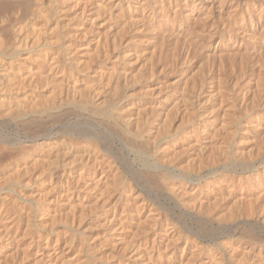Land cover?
Wrapping results in <instances>:
<instances>
[{
    "label": "bare ground",
    "instance_id": "obj_1",
    "mask_svg": "<svg viewBox=\"0 0 264 264\" xmlns=\"http://www.w3.org/2000/svg\"><path fill=\"white\" fill-rule=\"evenodd\" d=\"M225 1L223 0V2ZM220 2L224 4L222 0ZM248 4L253 7L250 3ZM196 5V0H0V130L2 131L5 126L13 122H16L18 125L21 123L23 128L25 127L24 130H26L20 133L21 138L18 141L22 148L20 157H16V159H12V161L10 159L9 162H4L5 164L3 165L2 163V166H0V264H253L251 255H245L249 252V249H246L248 252L244 254L246 258L242 262L236 263V255L239 252V248L235 245L237 242L235 244H231L229 241L227 244H225V242L223 243V241L217 242L214 246L212 245L213 249L208 250L207 248L209 246L207 247L201 243L193 234L195 230L193 231V228L190 229V227L183 225V222H187L186 218H190L193 221L205 223L206 225L215 226L217 223L220 229L228 230L231 228L232 224L238 221L241 222V219H244L240 213L241 211L239 212L234 208L239 198L236 199L237 203H235L234 206L233 202L230 203V205L232 204L233 206L231 207L236 211L230 209L231 211L227 213L222 207H219L222 200L226 201V199L234 197L236 194L238 195V192H241V195H246L247 192L244 194L245 191L242 192L239 190L241 187L239 188L238 176L240 175L233 169L235 163L230 164L226 161L224 167L220 165L223 159L219 161L217 150L221 152L222 146L219 147V144L215 145L216 141L214 143L211 139L209 140V138L208 141L204 136L207 134H210L211 137L216 136L219 130L218 127L216 128L217 130H215L214 125L222 121L223 125L225 124L224 119L229 118L228 116L230 115L228 111L230 103L226 106L223 104V101L213 100L215 103L212 104L214 105L210 104L211 106H208L209 110L206 109L208 113L203 111L197 112L195 110L196 112L190 114L188 110L193 106L189 105L191 96L190 94L189 96L186 94L188 89H186L187 92L181 90L179 93L175 92L176 95L172 94V97L169 95L158 98V95L166 90L162 91V88L159 89L158 92H155L154 88L152 89L153 86L150 87L153 77H155L154 73L156 72V67L166 60H162V58L164 59L165 57H162V52L158 53L154 51L156 54H153V57H151L146 56V54L149 55L151 52L147 50L149 53H146L144 56L145 58L151 57L149 58L151 62L154 60L152 73L150 72V74H148L150 71L149 67L152 66L147 65V67L149 66L148 72L144 70L141 71L139 68L142 66H139V68L135 66V70H139H137V72L135 71L136 74L133 72V74H131L130 70L134 67L133 59L128 57L129 51L125 52L127 54H124L121 50L122 44L128 42L129 38L132 40V37L128 36V41L123 43L125 34L132 28L134 29L137 23L142 22L144 25L146 22L147 24L150 22L151 25V22L154 20H162L163 29H165L164 27L168 29L169 24L172 25L173 23L172 26L174 27L175 22H179L183 15L197 13L201 7L197 8L198 6L196 7ZM211 5L213 6V3H211ZM236 5H238V3ZM211 7H208V9ZM257 7L259 6H256V8ZM183 8H189V13H186V10L182 11ZM233 8L235 9V6H233L232 9ZM259 8L261 9L262 7ZM228 9L231 10L230 8ZM219 10H222V8ZM239 10L243 11L240 8ZM235 11L236 10H234V12ZM212 12H210L209 15H211ZM228 12L229 11H227V13ZM231 12L230 14L234 13ZM205 13L207 14V12ZM222 13H220V15ZM246 13L244 14L246 15ZM248 13L250 14L249 11ZM206 14L203 13L204 17L209 16ZM201 15L202 14L199 16ZM260 16L261 15H259V17ZM229 17H225V19H229ZM244 18H246V16ZM201 19L203 24L204 18ZM194 20L197 22L199 19L197 20L194 18ZM16 21H18V24L15 26L14 22L16 23ZM195 21H193V23ZM237 21L235 22L237 23ZM206 22H204L203 28L199 27L202 31L205 25L208 24ZM242 22L240 25H242ZM212 23H214V20ZM232 23H227L225 20V23L221 24V27L226 29L224 31H229V36L228 34L227 36L230 40L235 37L233 36L232 29L234 28H232ZM209 24L211 25V22ZM219 24L220 23L216 25ZM152 25L151 29L155 27L154 29L157 32L158 29H156V26L152 27ZM194 25L191 27V34L194 31H192ZM144 26H146V24ZM179 27L181 26L179 25ZM135 28L137 29L138 27ZM217 28L218 27L215 28L213 25V27H210V30L206 29L207 32H204L205 34L209 33L212 38L216 34L220 36V31ZM147 29L144 27V30ZM151 29L149 30L151 31ZM138 30L142 31L143 29ZM144 30L142 31L143 33ZM234 30V32L243 33V36L248 33V30L243 29L242 26ZM160 31L159 33L162 34L164 30ZM187 31H189V29ZM170 32L172 33V31ZM180 32L181 31H178L176 35L178 36ZM189 32H187V34H189ZM200 32L201 31H199V33ZM135 33H138V31ZM130 34H132V31ZM205 34L203 33V35ZM154 35L155 33L153 36ZM181 35L180 33V36ZM249 35L252 34L250 33ZM153 36L150 37L152 38ZM157 36V39H159L160 34ZM180 36L179 38H182L183 35ZM184 36L186 35L184 34ZM227 36L225 35L223 38L225 37L224 39H227ZM241 36L242 34L240 35L242 39ZM165 37L167 38L168 36ZM209 37L207 36L208 39L211 38ZM138 38L139 37H137V41ZM160 38L164 40V36H160ZM147 40L150 43L148 37ZM151 40L155 41L156 39ZM163 40L159 42L160 45ZM175 40L178 42L177 44H179L181 40L182 43L185 41L184 39L177 41V38ZM191 40L193 43V39H190L188 42ZM205 40L203 41L206 43L207 40ZM144 41L145 40H143V42ZM245 41L248 42L247 40ZM157 42L154 43L157 44ZM164 42L165 40L163 43ZM239 42L240 44L242 43L241 41ZM144 43L147 44V42ZM151 43L153 44V42ZM186 44L189 45V43ZM130 45L128 44V47ZM139 45L140 44L137 46L141 47ZM164 45L166 46V44ZM193 45L195 44L193 43ZM218 45L220 46V44ZM245 45H247V43ZM158 46L159 45H157V47ZM245 48L247 47L245 46ZM254 48H257V50ZM254 48L251 49L256 50L255 53L257 52L256 55H258V47L256 46ZM188 49L187 47V50ZM191 49L190 47V51ZM143 50H145V48ZM247 50H249V48ZM230 51L234 52L232 49ZM239 51L236 50V52ZM249 51L253 52L251 50ZM165 52H168V50ZM227 52H225L224 56L229 54ZM157 53L158 56H155ZM211 53L212 55L214 54L213 52ZM216 53L219 54V52ZM142 54L143 52L141 55ZM244 54L247 55V53ZM221 55L222 53L220 56ZM250 55L251 53L247 56ZM254 55L252 54L253 57ZM184 56H186V54H184ZM156 57L157 62L156 59H154ZM207 57L210 58V56ZM230 58H233L232 53ZM137 59L135 60L138 61ZM149 59H147L146 62H148ZM225 59L227 60V57H225ZM182 61L185 62L184 60ZM228 61L231 60L228 58ZM219 62H221V60ZM243 62L244 60L241 63ZM241 63L239 61L238 64ZM182 65L184 67V63ZM225 65H229V63H225ZM220 66L219 68L223 69L222 67L224 66ZM144 67L142 69H145ZM163 67H165V65ZM163 67H159L162 68L159 70H163L164 73L168 71L163 69ZM176 67H178V65ZM207 67L209 68V66ZM200 69H202V66ZM197 71H199V69ZM227 71L229 72V70ZM232 71L230 69V72ZM200 72L203 75V71ZM196 74H198V72ZM223 75L224 74H222L221 77ZM198 77H200L198 80L199 84L197 81L199 86L203 82L200 84V79H202V77ZM240 79L242 78L240 77ZM235 80L237 81V79ZM179 81L180 85L183 84L181 83L182 79H179ZM219 81L221 82V80ZM158 84H160V82ZM185 84L186 83L183 85L185 86ZM221 84L222 83H220V85ZM168 86L170 85L168 84ZM173 87L174 85L171 86V88ZM201 87L200 89H202ZM212 87L210 88L212 89ZM220 88L224 89V87ZM200 89L198 87L197 90L200 91ZM173 90H175V87ZM190 90H192V87ZM172 93L174 92L172 91ZM210 93L211 92H209V95L212 96ZM185 97L188 98L186 99ZM205 97L208 98V96ZM125 99L129 101L124 105H120ZM207 101L209 102V100ZM190 104L192 103L190 102ZM200 105H202V103L198 106ZM65 106H69V108L72 107L76 110V114L80 109L94 113V116L81 115L75 117L78 122L86 121L88 124H91L88 126V129L85 128L83 130L85 131L84 136L79 137L70 135L69 137L67 135L69 138L61 141L60 139L62 136L58 134L60 132L58 131L57 133L46 124V120H50V118L53 120V118L56 117L55 115H63L65 110L62 112V109ZM181 107L184 109L183 111ZM194 109H191V111H194ZM198 109L199 108H197V110ZM68 111L72 113L70 109ZM68 111L65 112L66 114L64 113L65 116ZM60 112L62 113L60 114ZM69 113L68 117H70ZM178 113H180L181 116L180 123L177 122L179 126L177 129H174V125L177 121L176 115H179ZM72 114L71 117L73 116ZM95 114L104 119L102 118V120L99 121V118L97 119ZM232 115H234V113ZM235 115H237V119H239L240 116L242 117V115L238 116L239 114L236 113ZM59 116L57 118H60ZM185 118L187 119L186 121L184 120ZM188 121L193 122V128L185 130L183 127ZM230 121H228V124L226 123L227 127L225 126L229 131L235 124L231 123L230 125ZM251 125H249L250 128L248 129H252ZM253 126H256V124L252 125V127ZM241 128L242 127H240V129ZM255 128H257V126ZM224 131L225 129L223 130L222 136ZM235 133L234 131V135ZM255 133L253 135H255ZM219 135L221 136L220 133ZM250 135L253 136L252 134ZM242 136H244V134ZM110 139L114 140V143L111 142ZM210 141H212L211 143H213V146L215 145L217 149L213 147L212 151V148H209L210 146L212 147ZM255 141H257V138ZM2 142L3 141L0 139V151L5 148ZM117 142H120L119 146L116 145ZM258 142H256V145ZM227 144H225V146H227ZM251 144L255 145L253 143ZM208 148L212 151L211 155L208 154V158L209 156H213L214 161L204 163L205 160L201 161L200 158ZM245 152L247 151L245 150ZM221 153L223 156L224 152L222 151ZM131 155H134V157H131ZM225 155L223 156L224 158ZM227 156L228 155H226V157ZM237 156L232 157L238 158L241 156L242 159V155ZM191 157H194V159L197 158L198 161L200 160L199 165L197 163V168H193L192 171L189 169L188 164H184L186 160ZM139 159L144 160L145 164L142 162L143 165H138L137 161ZM148 161H150L151 165ZM193 173H196V180H190L188 178L189 175H193ZM221 174L225 175L220 176ZM263 176L264 171L262 177ZM241 180L242 179H240V181ZM255 182L254 184H257V181ZM246 184H248V182ZM249 189L250 188H248V190ZM203 192L207 196L203 197ZM257 194L261 195V193ZM257 194L255 196H257ZM210 195L212 198L209 197ZM254 197L251 196L250 198ZM247 198L248 197H246V199ZM159 199H164L166 203H158ZM242 200L244 201V199ZM254 200L255 199L252 201ZM250 201L251 199H249L248 203ZM211 202L215 204L214 207L211 205ZM251 202L249 204H251ZM244 206L245 205L242 207ZM218 207L220 209H218ZM227 207H229V205ZM236 207H238V205H236ZM252 207L251 210H253ZM247 208H245L244 211H250L249 207ZM177 209L180 210V213L176 212ZM254 211L257 212L256 210H253V212ZM259 211H261V209ZM253 212L250 211V213ZM244 215H246L245 212ZM261 218V220H264L263 211ZM249 233L252 234L253 232ZM245 234L247 233L245 232ZM240 250L242 251V248ZM260 251H257L259 252V256L262 254ZM243 253L241 252L242 255ZM256 256L257 254L255 253V258ZM237 261L239 260L237 259Z\"/></svg>",
    "mask_w": 264,
    "mask_h": 264
},
{
    "label": "rangeland",
    "instance_id": "obj_2",
    "mask_svg": "<svg viewBox=\"0 0 264 264\" xmlns=\"http://www.w3.org/2000/svg\"><path fill=\"white\" fill-rule=\"evenodd\" d=\"M199 1H201V2H199ZM196 0V2H197V5H196V7L197 8H200L198 11H197V13H195V14H188L189 15V17H188V15H183V17L181 18V20H179V22H180V24H179V22L177 21V22H175V26L173 27L172 25H173V23H172V25L171 24H169L167 27H168V29L166 28V27H164L165 29H163V25H162V20H159V21H153V22H151V25H152V27L153 26H156V29H158L157 30V32H156V30L154 29L155 27H153V29H151V25H150V22H148V24L150 25V27H149V25L147 24V22L145 23L146 24V26H147V28H146V26H144L143 25V23L141 22H139V23H137V25L135 26V27H138L137 29L134 27V29L132 28L130 31H128L126 34H125V37H124V40H123V43L124 42H126V41H128V42H126V43H124V44H122L123 46H122V52H124V54H127V53H125V52H127V51H129L128 52V57H131L132 59V61H133V68H132V70H130V73L131 74H136V72H137V70H139V69H141V71H146V72H148L147 70H149V68H150V71L148 72V74H150V72L152 71L153 72V68H154V60H152V62H151V59H149V58H151V57H153L152 55L153 54H156V52H162V57H167V58H165L164 57V59L162 58V60H165V61H163V62H161L157 67H156V72L154 73V76L155 77H153V80H152V85L150 86V87H152V89L154 88V91L156 92H158V90L159 89H162V91L164 90H166L165 92H161L158 96V98H163V97H165V96H169V95H171V97H172V94H175L176 95V93H179V91L181 90V91H186V89H188L187 91L189 92H187L186 94L189 96V94H190V96H191V101H189V105L190 106H193V107H190V109L188 110V112H190V114L192 113V112H205V113H208V111L207 110H209V107L211 106V105H214V104H212V103H215L214 101H223L224 103V105H226V106H228V104H229V106L230 105H233V106H228V111H229V113H230V115L228 116L229 118H226V119H224V121H225V124L223 125V121L222 122H218L217 124H215L214 126V128H215V130H217L216 128L218 127V130L219 131H217L218 133H216V136H214V137H211L210 136V134L208 135H204L206 138H207V140H208V138H209V140L211 139L214 143H215V141H216V143H215V145H218L219 147H221L222 148V150H221V148H220V150H221V152L223 151L224 153V155H225V153H226V155H228L227 157H226V155H225V158L222 156V153L220 152V151H218L217 150V153H218V157H219V161H221V159H223L221 162V164L220 165H222V167H224L225 166V164H226V161L227 162H229L230 164H233V163H235L234 164V167H233V169L237 172V174H239L241 177H243V178H241L240 176H238V184H239V190L240 191H242V192H244V194L247 192V194L246 195H241L240 193L241 192H238V195L236 194V196H234V197H231V198H229V199H226V201L227 200H229V201H225V200H222V203H220L219 204V207H222L223 208V210L225 211V212H230L231 210L232 211H236L235 209H237V211H241L240 213L242 214V218H244V219H241V222L240 221H238V222H236V223H234V224H232L231 225V228L230 229H228V230H222V229H220L219 227H218V224L216 223V225L215 226H212V225H206L205 223H201V222H196V221H193V220H191L190 218H186V221L187 222H183V225L184 226H186V227H190V229L191 228H193V234L199 239V241H201V243H203L204 245H206L207 247V249L208 250H211V249H213L212 247L215 245V243H217V242H222L223 241V243L225 242V244H227V242L229 241L231 244H235L236 242V244L235 245H237V247L239 248L238 250H239V252L237 253V255H236V263H240V262H242L245 258H246V256L245 255H251V258H252V262H253V264H264V220H261L262 218H261V215H262V211L264 212V206H263V204H264V193H262V192H264V176L262 177V174H263V171H264V118H263V116H264V47H262V46H264V0H237V1H239V2H237L236 0H224L225 2H223V0H222V2L225 4H222L220 1L221 0ZM213 1V2H212ZM244 2V3H242V2ZM213 3V6L211 5V3ZM220 2V3H219ZM227 2V3H226ZM247 2V3H246ZM260 2V3H259ZM263 2V3H262ZM219 3V4H218ZM232 4V5H230V4ZM238 3V5H236V4ZM248 3H250L253 7H251V6H249V4ZM261 3H262V6H261ZM203 4V5H202ZM206 6H205V5ZM221 4H222V6H221ZM227 4V5H226ZM244 4H246V5H244ZM219 5H220V7H219ZM259 6V7H262L261 9L259 8V7H257L256 8V6ZM212 6V7H211ZM233 6H235V9L233 8L232 9V7ZM244 6H246V7H244ZM208 7H211V8H209L208 9ZM224 7V8H223ZM230 8L231 10H229L228 8ZM206 8V9H205ZM217 8V9H216ZM222 8V10H219V9H221ZM226 8V9H225ZM239 8L240 9H242L243 11H241V10H239ZM253 8V9H252ZM256 8V9H255ZM184 9V10H183ZM182 9V11H185L186 13L188 12L189 13V11H190V9L189 8H183ZM208 9V10H207ZM215 9V10H214ZM246 9V10H245ZM248 9V10H247ZM249 9H251V10H249ZM254 9H255V11H254ZM258 9H259V11H258ZM188 10V11H187ZM201 10V11H200ZM229 11L228 13H229V15H228V13H227V11ZM234 10H236L235 12H234ZM253 10V11H252ZM203 11H205V12H207V14L209 15V13L210 12H212L211 13V15H209L207 18L206 17H204V15H203V13L204 14H206L205 12H203ZM232 11V12H231ZM248 13V11L250 12V14L248 13H246V12ZM252 11V12H251ZM257 11H258V16H257ZM263 11V12H262ZM223 12V13H222ZM230 12L231 13H233V14H230ZM242 13V15H241V13ZM260 12H262L261 14H259ZM220 13H222L221 15H220ZM227 13V14H226ZM238 13V14H237ZM240 13V14H239ZM244 13H246V15L244 14ZM200 14H202L201 16H199ZM206 14V15H207ZM235 14H237V15H235ZM223 15V16H222ZM231 15V16H230ZM247 15H248V17H247ZM253 15V16H252ZM259 15H261L260 17H259ZM196 16V17H195ZM201 17V18H204V22H206V23H208V24H206L205 25V27H204V29H203V31L200 29L203 25H204V22H203V24H202V19L201 18H199V17ZM210 16H211V19H210ZM230 16V17H229ZM241 16V17H240ZM246 16V18H244ZM160 17V16H159ZM163 17V16H162ZM185 17V18H184ZM195 19H201L200 20V23H199V20L196 22L195 20H194V18ZM198 17V18H197ZM225 17H229V19H231V20H229L228 18H226L225 19ZM254 18V20H253V18ZM234 18H236V19H234ZM237 18H238V21H237ZM252 18V19H251ZM164 19V18H163ZM185 19V20H184ZM187 19V20H186ZM207 19H209V20H207ZM234 21H233V20ZM244 19V20H243ZM246 19H248V20H246ZM258 19H260V20H258ZM262 19V20H261ZM184 20V21H183ZM192 20V21H191ZM211 20V21H210ZM213 20H214V23H212L213 22ZM223 20V21H222ZM225 20H226V22L228 23H232V22H234V23H232V28H238L239 26L241 27L242 26V28L243 29H247L248 30V33L250 34H252V35H249L248 33L247 34H245V36H243L244 34L243 33H240V32H234L235 30L234 29H232V31H233V36H235L234 38H232L231 40H230V38L228 37L229 36V31L227 32V31H224V30H226V29H224V28H222L221 27V24H224L225 23ZM228 20V21H227ZM246 20V21H245ZM253 22H252V21ZM257 20V21H256ZM188 21V22H187ZM191 21V22H190ZM193 21H195L196 23H198V24H196L195 22L193 23ZM208 21H210L211 22V25L209 24L210 22H208ZM216 21V22H215ZM220 21V22H219ZM222 21V22H221ZM230 21H232V22H230ZM235 21H237V23L235 22ZM242 21H244V22H242ZM18 21H16V23L14 22V24H15V26L18 24L17 23ZM159 22V23H158ZM240 22V23H239ZM241 22H242V25H240L241 24ZM259 22H260V24H262V25H260L259 24ZM158 23V24H157ZM170 23H171V21H170ZM183 23V24H182ZM185 23V24H184ZM186 23H187V25H186ZM218 23H220L219 25H216V24H218ZM141 24H142V26H141ZM156 24V25H155ZM159 24H160V26H159ZM195 24V25H194ZM214 25V27L216 28V27H218L217 29H219V35L220 36H218L217 34L212 38L210 35H209V33H207V34H205V32H207V30H210V27L212 26L213 27V25ZM246 24V25H245ZM140 27H139V26ZM158 25V26H157ZM179 25L181 26V27H179ZM189 25H191V26H189ZM194 25V29L192 28V31H193V33L191 34V27ZM198 25V26H197ZM207 25H209V26H207ZM235 25V26H234ZM252 25H253V28H252ZM255 25V26H254ZM162 26V27H161ZM172 26V27H171ZM189 26V31H187L186 30V28ZM250 26V27H249ZM262 26V27H261ZM144 27H145V29H147V30H149V29H151V31L149 32V31H147V30H144ZM200 27V28H199ZM209 27V28H208ZM171 28V29H170ZM174 28V29H173ZM179 28V29H178ZM198 28V29H197ZM203 28V27H202ZM223 30H222V29ZM250 28V29H249ZM138 29H140V30H144V33L147 31V32H149V33H147L146 32V34L144 35V33L142 32V31H139ZM167 29V30H166ZM200 29V30H199ZM207 29V30H206ZM254 29V30H253ZM258 29V30H257ZM133 30H135V31H133ZM138 31V33H135V32H137ZM162 31V30H164L163 32H164V34H163V32H162V34L161 33H159V31ZM172 31V33L170 32V31ZM176 30V31H175ZM182 30H183V32H182ZM186 30V31H185ZM195 30H196V32H195ZM132 31V34H130V32ZM160 31V32H161ZM170 32V34H172V35H170L169 34V32ZM176 33H175V32ZM178 31H181L180 33L184 36V34L187 36H182V38H179V36H180V33H179V35L177 36L176 34L178 33ZM199 31H201L200 33H199ZM205 31V32H204ZM221 31H222V33L224 34H222L221 33ZM224 31V32H223ZM257 31V32H256ZM140 32H142V33H140ZM166 32H167V34H166ZM187 32H189V34H187ZM256 32V33H255ZM263 32V33H262ZM128 33H129V35H128ZM155 33V35L153 36V34ZM173 33H175V34H173ZM199 33V34H198ZM203 33L205 34V35H207L210 39H208L207 38V36H205V35H203ZM238 35H237V34ZM239 33H240V35L242 34V39L240 38V35H239ZM137 34V35H136ZM148 34V35H147ZM151 34V35H150ZM158 34H160V36H164V40H165V42L163 43V38H160V36H159V39H157L158 38V36L157 35ZM169 34V35H168ZM190 34H191V36H190ZM198 34V35H197ZM227 34H228V36H227ZM132 35H134V36H132ZM139 35V36H138ZM142 35V36H141ZM153 36L152 38L150 37V36ZM174 35H175V37H174ZM197 35V36H196ZM201 35V36H200ZM205 37H203V36ZM227 36L226 38L227 39H229V40H227V39H224L223 38V36ZM237 35V36H236ZM132 37V40H131V38H129V37ZM143 37V38H141V37ZM148 37V39H149V41H150V43L148 42V40H147V37ZM157 36V37H156ZM165 36H168L167 38L165 37ZM180 36V37H181ZM250 36V37H249ZM260 36V37H259ZM127 37L129 38L128 40H127ZM137 37H139L138 38V41H137ZM155 37V38H154ZM170 37V38H169ZM188 37H189V39H188ZM194 37V38H193ZM196 37V38H195ZM202 37V38H201ZM217 37H218V39H217ZM244 37V38H243ZM259 37V38H258ZM153 39V40H155V41H152L151 39ZM166 38V39H165ZM177 38V41H179V40H181V39H184L183 41L185 42H181V41H179L180 43L179 44H177L178 42H176V39ZM187 39V42H186V39ZM248 38V39H247ZM251 38V39H250ZM258 38V39H257ZM263 38V39H262ZM170 39H171V41H170ZM190 39H193V43L195 44V45H193V43H192V40L190 41V42H188ZM194 39H195V41H194ZM199 41H198V40ZM207 41H206V40ZM223 41H222V40ZM238 39V40H237ZM240 39V40H239ZM250 39V40H249ZM254 39V40H253ZM139 40H142V41H139ZM143 40H145L144 42H147V44L146 43H144L143 42ZM161 40H163L162 42H161V45H160V41ZM168 42H167V41ZM174 40V41H173ZM203 40H205L206 41V43L203 41ZM232 40H235V41H232ZM245 40H247L248 42H246ZM132 41V42H131ZM158 41V42H157ZM196 41H198V42H196ZM226 41H227V43H228V45H227V43H226ZM230 41H231V44H230ZM239 41H241L242 43H243V45H242V43L240 44V42ZM245 41V42H244ZM130 42V43H129ZM140 42V43H139ZM142 42V43H141ZM151 42H153V44L151 43ZM157 42V44H155V43ZM225 44H223V43ZM233 42V43H232ZM250 42V43H249ZM252 42V43H251ZM132 47H128V44ZM144 43V44H143ZM169 43V44H168ZM171 43V44H170ZM173 43V44H172ZM186 43H189V45H187ZM239 43V44H238ZM247 43V45H248V43H249V45L247 46V45H245ZM255 45H254V44ZM263 43V44H262ZM138 44H140L139 46H141V47H138L137 45ZM150 44H152V45H150ZM164 44H166V46L164 45ZM168 44V45H167ZM211 44H212V46H211ZM217 44V45H216ZM218 44H220V46L218 45ZM222 44H223V46H222ZM230 44V45H229ZM237 44V45H236ZM257 44V45H256ZM155 45V46H154ZM157 45H159L158 47H157ZM163 45V46H162ZM179 45H181V46H179ZM199 45V46H198ZM235 45H236V47H235ZM259 45V46H258ZM136 46V47H135ZM143 46V47H142ZM146 46V47H145ZM150 46V47H149ZM162 46V47H161ZM165 46V47H164ZM168 46H170V47H168ZM220 48V50H219V48ZM227 46H230V47H227ZM245 46L247 47V48H245ZM253 46V47H252ZM258 47V55H256L257 54V52L255 53V51L257 50V48H254V47ZM128 47V48H127ZM148 47V48H147ZM155 47H157V48H155ZM173 47V48H172ZM182 47H183V49H182ZM187 47L189 48L188 50H187ZM190 47L192 48L191 49V51H190ZM212 47V48H211ZM214 47H216V48H214ZM232 47V48H231ZM240 47V48H239ZM145 48V50H143ZM147 48V49H146ZM155 48V49H154ZM159 48H160V50H159ZM185 48H186V50H185ZM230 48V49H229ZM244 48V49H243ZM249 48V50H251V51H253V52H250L249 50H247ZM251 48H254V49H256V50H254V49H251ZM125 49V50H124ZM127 49V50H126ZM141 49V50H140ZM149 49H151V50H149ZM164 49H165V51H167L168 50V52H165L164 51ZM172 49H173V51H172ZM182 49V50H181ZM215 49V50H214ZM218 49V50H217ZM226 49H227V51H229V52H227L226 51ZM232 49V51H234V52H231L230 50ZM234 49H236L237 51H239V49H240V51L239 52H236V50H234ZM242 49H243V51H242ZM246 49V50H245ZM132 50V51H131ZM150 52H153V53H149L148 51ZM153 50V51H152ZM163 50V51H162ZM196 50V51H195ZM213 50V51H212ZM247 51V52H245V51ZM139 51V52H138ZM145 51H147V52H145ZM154 51H156L155 53H154ZM186 51V52H185ZM199 51V52H198ZM119 52V51H118ZM134 52V53H133ZM143 52V54L141 55V53ZM187 52H188V55H187ZM195 52V53H194ZM211 52H213L214 54L212 55V53ZM216 52H219V54H217ZM224 52V53H223ZM225 52H227V53H229L230 54V56H229V54H226V56H224V54H225ZM232 53V56H233V58H230L231 57V53ZM243 52V53H242ZM249 52V53H248ZM133 53V54H132ZM136 53V54H135ZM140 53V54H139ZM146 53H149V55L148 54H146ZM158 53H157V55H155V56H158ZM165 53V54H164ZM186 54V56H184V54ZM204 53V54H203ZM208 53H211V54H209V55H207ZM222 53V55L220 56V54ZM234 53V54H233ZM244 53H247V55H249L250 53H251V57L250 56H247L246 54H244ZM139 54V55H138ZM145 54H146V56H151V57H149V58H145L144 56H145ZM207 56H210V58L209 57H207ZM238 54V55H237ZM241 54V55H240ZM244 54V55H243ZM252 54L254 55V57L252 56ZM122 55H123V53H122ZM132 55V56H131ZM135 55V56H134ZM136 55H138V56H136ZM183 55V56H182ZM192 55V56H191ZM235 55H236V57H235ZM134 56V57H133ZM180 56V57H179ZM213 56V57H212ZM216 56V57H215ZM241 56V57H240ZM244 56H245V58H244ZM257 56V57H256ZM261 57V58H259V57ZM137 57H138V59H137ZM206 57H207V60H206ZM225 59V57H227V60L225 59H223V58ZM235 57V58H234ZM239 57V58H238ZM190 58V59H189ZM211 58H213V59H211ZM218 58H219V60H218ZM221 58V59H220ZM228 58H229V60H231V61H228ZM242 58V59H241ZM247 58H249V59H247ZM257 58V59H256ZM135 59H137L138 61H136ZM140 59V60H139ZM147 59H149V61L148 62H146L147 61ZM154 59H156V62H157V57L156 58H154ZM217 59V60H216ZM237 59V60H236ZM247 59V60H246ZM254 59V60H253ZM143 62H145V63H143ZM168 60V61H167ZM182 60H184L185 62H183ZM209 60H211V61H209ZM215 60H216V62H217V64H216V62H215ZM221 60V62H219ZM223 60V61H222ZM234 60V61H233ZM244 60V62L243 63H241L242 61ZM245 60H246V62H245ZM252 60V61H251ZM131 61V62H132ZM135 61H136V63H135ZM215 62V64H214V62ZM226 61V62H225ZM239 61H240V63L241 64H238L239 63ZM254 61V62H253ZM139 62V63H138ZM141 62H142V64H141ZM150 62V63H149ZM179 62H181V63H179ZM218 62H219V64H218ZM138 63V64H137ZM177 63V64H176ZM184 63V67H183V64ZM192 65H191V64ZM211 65H210V64ZM212 63H213V65H212ZM225 63H229V65H230V67H229V65H225ZM246 63V64H245ZM256 63V64H255ZM137 64V65H136ZM141 64V65H140ZM163 64V65H162ZM180 64V65H179ZM233 64V65H232ZM259 64V65H258ZM145 67H144V66ZM147 65H151L152 67H147ZM165 65V67H163ZM178 65V67L179 66H181V67H176ZM190 65V66H189ZM199 65V66H198ZM205 65V66H204ZM217 65V66H216ZM220 65H222V66H224V67H222L223 69H224V71H223V69H221V68H219V66ZM236 65H237V67H236ZM239 65V66H238ZM242 65V66H241ZM135 66L137 67V68H139V66H142V67H140L139 69H137V70H135L136 68H135ZM163 67V69H166V70H168V71H166L165 73L163 72V70L162 71H160L162 68H159V67ZM201 66H202V69H200L201 68ZM207 66H209V68L207 67ZM245 66V67H244ZM145 68V69H142V68ZM146 67H147V69H146ZM206 67H207V69H206ZM221 67V66H220ZM239 67V68H238ZM263 67V68H262ZM157 68H158V70H157ZM177 68V69H176ZM213 68V69H212ZM227 68V69H226ZM246 68V69H245ZM250 68V69H249ZM252 68V69H251ZM255 68V69H254ZM160 69V70H159ZM176 69V70H175ZM179 69V70H178ZM199 69V71H197ZM217 71H216V70ZM220 69V70H219ZM226 69V70H225ZM230 69H231V71H232V69H233V71L235 72H230ZM134 70V71H133ZM175 70V71H174ZM212 70V71H211ZM227 70H229V72L227 71ZM255 70V71H254ZM260 70V71H259ZM136 71V72H135ZM157 71H158V73H157ZM161 73H160V72ZM198 72V74H196L197 72ZM200 71H203V75L201 74V72ZM207 73H206V72ZM227 71V72H226ZM237 71V72H236ZM240 71H243V72H240ZM259 72V74H258V72ZM263 71V72H262ZM133 72V73H132ZM151 72V73H152ZM163 72V73H162ZM214 72V73H213ZM221 73V74H219V73ZM245 72V73H244ZM251 72V73H250ZM184 73V74H183ZM188 73V74H187ZM225 73H228V74H225ZM234 73V74H233ZM239 73V74H238ZM244 73V74H243ZM156 74V75H155ZM158 74V75H157ZM188 76H187V75ZM195 74H196V79H195ZM201 74V75H200ZM213 74V75H212ZM222 74H224L222 77H221V75ZM256 74V75H255ZM262 74V75H261ZM166 75V76H165ZM182 75V76H181ZM217 75V76H216ZM157 76V77H156ZM162 76V77H161ZM168 76H169V78H168ZM198 76H201L202 77V79H200V84H201V82H203L201 85H202V87H201V85H199L198 86V84H199V78L200 77H198ZM220 76V77H219ZM159 77V78H158ZM210 77V78H209ZM226 77V78H225ZM229 77V78H228ZM240 77L242 78V79H240ZM185 78H187V79H185ZM188 78H189V82H188ZM204 78H205V80H204ZM211 78H213V79H211ZM215 78V79H214ZM217 78V79H216ZM221 78H223V79H221ZM259 78V79H258ZM162 79H163V81H162ZM179 79L181 80L182 79V82L181 83H186L185 84V86L183 85V84H181L180 85V81H179ZM226 79V80H225ZM235 79H237V81L235 80ZM157 80V81H156ZM159 80V81H158ZM171 80V81H170ZM183 80H184V82H183ZM211 80H213V81H211ZM217 80H218V82H217ZM219 80H221V82L219 81ZM262 80V81H261ZM169 81V82H168ZM197 81H198V84H197ZM215 81V82H214ZM223 81H224V83H223ZM226 81V82H225ZM160 82V84H158ZM161 82H162V84H161ZM177 82V83H176ZM217 82V83H216ZM173 83V84H172ZM179 83V84H178ZM213 83H214V85H213ZM216 83V84H215ZM220 83H222L221 85H220ZM154 84H155V86H154ZM157 84V85H156ZM165 84V85H164ZM168 84L170 85V86H168ZM190 84H192V85H190ZM208 84V85H207ZM225 86H224V85ZM234 84V85H233ZM260 84H262V85H260ZM159 85V86H158ZM174 85V87H175V90H173L174 89V87L173 88H171V86H173ZM197 85V86H196ZM204 85V86H203ZM207 85V86H206ZM211 85V86H210ZM166 87V88H164V87ZM167 86H168V89H167ZM177 86V87H176ZM180 86V87H179ZM195 86V87H194ZM213 86V87H212ZM216 88H215V87ZM226 86H227V88H226ZM156 87H158V88H156ZM185 87V88H184ZM191 87H192V90H190L191 89ZM196 88V89H194V88ZM198 87H199V89H200V87L202 88V89H200V91L199 90H197L198 89ZM210 87H212V89L210 88ZM220 87H224V89L223 88H220ZM155 88H156V90H155ZM209 88V89H208ZM226 88V89H225ZM138 89H139V87H138ZM204 89H206V90H204ZM151 90V89H150ZM174 92V93H172V91ZM203 92H202V91ZM228 90V91H227ZM246 90V91H245ZM168 91H170V92H168ZM196 91V92H195ZM198 91H199V93H198ZM206 91V92H205ZM217 91V92H216ZM231 91V92H230ZM253 91H254V93H253ZM176 92V93H175ZM191 92V93H190ZM209 92H211L210 94H212V96L211 95H209ZM213 92V93H212ZM229 92V93H228ZM171 93V94H170ZM196 93V94H195ZM201 93V94H200ZM202 93H204V94H202ZM206 93V94H205ZM216 93V94H215ZM244 93V94H243ZM197 94H198V97H197ZM219 94V95H218ZM226 94H228V95H226ZM204 95V96H203ZM218 95V96H217ZM220 95H223V96H220ZM225 95H226V98H225ZM234 95V96H233ZM253 95V96H252ZM197 98H196V97ZM202 96V97H201ZM205 96H208V98L207 97H205ZM210 96V97H209ZM213 96H214V98H213ZM220 96V97H219ZM243 96V97H242ZM224 97V98H223ZM239 97V98H238ZM258 97V98H257ZM157 98V99H158ZM186 99L188 98V97H185ZM193 98H194V100H193ZM205 99V100H202V99ZM207 98V99H206ZM213 98V99H212ZM229 98H231V99H229ZM196 99V100H195ZM200 101H199V100ZM235 101H234V100ZM242 99H243V101H242ZM207 100H209V102L207 101ZM211 100H212V102H211ZM214 100V101H213ZM226 100V101H225ZM229 100H231V101H229ZM248 100V101H247ZM129 100H127V99H125L122 103H120V105L122 104V105H124L125 103H127ZM196 101V102H195ZM198 101V102H197ZM202 101V102H201ZM203 101H205V102H203ZM229 101V102H228ZM252 101V102H251ZM185 102V101H184ZM190 102L193 104H190ZM207 102V103H206ZM236 105V108H235V105L233 104V103ZM241 102V103H240ZM183 103V102H182ZM185 103H187V102H185ZM202 103V105H200V106H198L199 104H201ZM205 103V104H204ZM251 103V104H250ZM259 103V104H258ZM195 104V105H194ZM209 104V105H208ZM211 104V105H210ZM238 104H239V106H238ZM255 104V105H254ZM182 105V104H181ZM205 105H206V107H205ZM250 105H251V107H250ZM258 105V106H257ZM263 105V106H262ZM197 106V107H196ZM209 106V107H208ZM244 106V107H243ZM254 106V107H253ZM200 107H201V109H200ZM205 107V108H204ZM233 107V108H232ZM258 107V108H257ZM194 108H196V109H194ZM197 108H199L198 110H197ZM239 108V109H238ZM246 108V109H245ZM256 108V109H255ZM70 109V111H72V113H69V111L68 110ZM71 109H73L72 107L71 108H69V106H65L62 110V112H64V110H65V112L66 111H68V113L70 114V117H68L69 115H68V113H67V115L65 116V114L63 113V115L61 114L62 112H60V114H61V116H59V115H55L56 117H54L53 118V120H52V118H50V120L52 121H50L48 118V120H46V124H48V126H50V128L52 129V130H54V131H56L57 133H58V131L60 132V133H58V134H61V136H62V138L60 139L61 141L62 140H66V138H69L70 137V135H75V136H79V137H82V136H84L85 135V131H83L85 128L86 129H88V126H90L91 124L89 123H87L86 121H77V119H75V117H77V116H81V115H93L94 116V113L93 112H88V111H84V110H78V113L76 114V110H71ZM191 109L193 110L194 109V111H191ZM203 109V110H202ZM207 109V110H206ZM181 110L183 111L184 109H182V107H181ZM196 110V111H195ZM205 110V111H204ZM235 110V111H234ZM238 110V111H237ZM243 110V111H242ZM75 113H74V112ZM240 111V112H239ZM238 112V113H237ZM84 113V114H83ZM234 113V115H232ZM235 113L236 114H239L238 116H240V115H242V117L240 116L239 117V119H237V115H235ZM71 114L73 115L72 117H71ZM179 115H176V119H177V121H176V123L178 122V123H180L179 121H180V118H181V116H180V113H178ZM260 114V115H259ZM257 115V116H256ZM60 117V118H57V117ZM62 116H63V118H62ZM95 116H97L96 114H95ZM234 116V117H233ZM235 116H236V119H235ZM186 117V116H185ZM99 121H101L102 120V118L103 117H101V116H97L96 117ZM187 118V117H186ZM184 119L185 121L187 120V119ZM189 118V117H188ZM248 118V119H247ZM263 118V119H262ZM59 119V120H58ZM104 119V118H103ZM232 120V121H230V120ZM233 119H235V120H233ZM241 119V120H240ZM55 120V121H54ZM60 120H61V122H60ZM68 120V121H67ZM70 120V121H69ZM223 120V119H222ZM237 120V121H236ZM228 121H230L229 122V124L231 125V123H235L234 124V126H232V128H231V132L229 131V130H227V124H228ZM242 121V122H241ZM191 124H190V123ZM239 122V123H238ZM255 122V123H254ZM59 123V124H58ZM69 123V124H68ZM83 123V124H82ZM175 123V125H174V129H177L178 128V126H179V124L177 123L176 124ZM193 122H191V121H188V122H186L185 123V125H184V129L185 130H189V129H192L193 128V124H192ZM220 123V124H219ZM227 123V124H226ZM246 123V124H245ZM249 123V124H248ZM251 123H252V125H255L256 124V126H257V128H255L256 126H253L252 127V125H251ZM87 126H86V125ZM219 124V125H218ZM222 124V125H221ZM243 124V125H242ZM248 124V125H247ZM71 125V126H70ZM218 125V126H217ZM236 125V126H235ZM240 125V126H239ZM245 125H247V126H245ZM249 125H251V128L252 129H248V128H250V126ZM13 126V127H12ZM56 126V127H55ZM79 126V127H78ZM83 126V127H82ZM186 126V127H185ZM226 126V127H225ZM15 127V128H14ZM23 128V125L20 123V125H18L16 122H13V123H11V124H9V125H7V126H5V128L0 132V139L3 141L2 142V144L5 146V148H4V150H2V151H0V166H2L1 164L3 163V165L5 164V163H7V162H9L10 161V159H11V161H12V159L14 160V159H16V157L17 158H19L20 157V152H22V148L20 147V143L18 142L19 141V139L21 138V136H20V133H22V132H25L26 130H24L25 129V127ZM72 127V128H71ZM188 127H191V128H188ZM221 127H223V128H221ZM234 127V128H233ZM237 127V128H236ZM240 127H242L241 129H240ZM245 128V129H244ZM225 129V131H224V134H225V132H226V134L225 135H227V136H225L224 134H223V136H222V133H223V130ZM238 129H240V130H238ZM247 129V130H246ZM221 130H222V132H221ZM236 130H238V131H236ZM245 130V131H244ZM19 131V132H18ZM234 131L236 132L235 133V135H234ZM64 132V133H63ZM67 132V133H66ZM227 132H228V134H227ZM246 132V133H245ZM252 132V133H251ZM256 132V133H255ZM219 133L221 134V136L219 135ZM231 133H232V135H231ZM242 133V134H241ZM255 133V135H253ZM19 134V135H18ZM239 134V135H238ZM244 134V136H242ZM250 134H252L253 136H254V138H253V136H251ZM69 137H68V136ZM241 135V136H240ZM245 135H246V137H245ZM20 136V137H19ZM60 136V137H61ZM229 136V137H228ZM232 138H231V137ZM64 137V138H63ZM218 137V138H217ZM228 137V138H227ZM237 139H236V138ZM244 139H242V138ZM245 137V138H244ZM215 139V140H213V139ZM235 138V139H234ZM252 138H253V140H252ZM257 138V141H255V139ZM228 139V140H227ZM240 139V140H239ZM245 139H246V141H245ZM208 140V141H209ZM219 140V141H218ZM221 140V141H220ZM227 140V141H226ZM230 140V141H229ZM234 140V141H233ZM242 140V141H241ZM250 140H251V142H250ZM258 140H259V142H258ZM110 141L111 142H113L114 143V140H112V139H110ZM212 141H210V145L212 144V147L210 146H208L210 149L212 148V151H213V147H215V145L213 146V143H211ZM223 141H224V143H223ZM240 141V142H239ZM253 141H255V142H253ZM220 142V143H219ZM229 142V143H228ZM234 142V143H233ZM238 142V143H237ZM247 144H246V143ZM256 142H258L257 143V145H256ZM228 143V144H227ZM240 143V144H239ZM251 143H253V144H255V145H252ZM225 144H227V146H225ZM230 144V145H229ZM251 144V145H250ZM263 144V145H262ZM116 145H120V142H117V144ZM208 145H209V143H208ZM228 145H229V147L231 148H229L228 147ZM234 145V146H233ZM225 146V147H224ZM252 148H251V147ZM255 146V147H254ZM208 148V149H209ZM216 148V147H215ZM234 148V149H233ZM242 148V149H241ZM248 148H249V150H248ZM255 148V149H254ZM257 148V149H256ZM259 148V149H258ZM261 148V149H260ZM208 149L203 153V155L201 156V158H200V160L201 161H204V163L205 162H213L214 161V157L213 156H209V158L210 159H212V157H213V159L212 160H210L209 158H208V154L209 155H211L212 154V151L209 149V151H208ZM217 149V148H216ZM225 149V150H224ZM244 149V150H243ZM253 149V150H252ZM230 152H228V151ZM235 150H237V151H235ZM245 150L247 151V152H245ZM252 150V151H251ZM235 152V154H234V152ZM241 151V152H240ZM251 151V152H250ZM261 151V152H260ZM217 153H216V155H217ZM221 153V154H220ZM228 153V154H227ZM232 153V154H231ZM205 154V155H204ZM237 154H238V156L239 155H242V159H241V156H237ZM234 156V157H238V158H234V157H232V156ZM231 156V157H230ZM131 157H134V155H131ZM195 157V156H194ZM194 157L192 158H190V159H188V160H186V162L184 163V164H188V167H189V169L192 171V169L193 168H197V166L199 165V161L197 160V158L196 159H194ZM221 157V158H220ZM229 157V158H228ZM227 158V159H226ZM231 158V159H230ZM246 158V159H245ZM199 159V158H198ZM226 159V160H225ZM230 159V160H229ZM242 160V161H241ZM244 160H245V162H244ZM194 161V162H193ZM196 161H198V162H196ZM239 161H241V162H239ZM250 163H249V162ZM5 162V163H4ZM138 165H143L142 164V162L145 164V162H144V160H142V159H139L138 161ZM149 162V164H150V161H148ZM152 163V162H151ZM197 163H198V165H197ZM243 163H245V164H243ZM253 163V164H252ZM151 165V164H150ZM196 165V166H195ZM149 166V165H148ZM187 166V165H186ZM194 166V167H193ZM244 170V171H243ZM223 171V170H222ZM261 171V172H260ZM223 172H226V171H223ZM252 172V173H251ZM255 173V174H254ZM258 173V174H257ZM246 174V175H245ZM247 174H249V175H247ZM252 174V175H251ZM253 174H254V176H253ZM225 175V174H224ZM224 175H220V176H224ZM255 175H256V177H255ZM261 175V176H260ZM206 176H208V175H206ZM246 176H249V177H246ZM251 176V177H250ZM240 177V178H239ZM255 177V178H254ZM190 180H196V173H193V175L192 174H190L189 175V177H188ZM249 180H248V179ZM260 178V179H259ZM262 178V179H261ZM240 179H242L241 181H240ZM248 182V184H246L247 182ZM243 181V182H242ZM255 181H257V184H258V186H257V184H254V182ZM259 181H260V183H259ZM251 183V184H250ZM256 183V182H255ZM250 184V185H249ZM251 185H252V187H254V188H252L251 187ZM262 185V186H261ZM247 186V187H246ZM249 186V187H248ZM246 188V189H245ZM248 188H250L249 190H248ZM257 188V189H256ZM253 189V190H252ZM259 189V190H258ZM260 189H261V191H260ZM255 190V191H254ZM259 192H258V191ZM250 192V193H249ZM249 193V194H248ZM254 193H261V195H259V194H257V196H255L256 194H254ZM241 195V196H240ZM202 196L203 197H205V196H207L204 192L202 193ZM243 196V197H242ZM254 197V198H250V197ZM209 197H211L212 198V196L210 195ZM246 197H248L247 199H246ZM263 197V198H262ZM235 198V199H234ZM239 198V199H238ZM244 199V201L246 202V204H245V202L242 200V199ZM236 199H238V201L236 200ZM249 199H251V201L253 200V199H255L254 201H250L251 202V204H249L248 203V201H249ZM235 202H234V201ZM241 200V201H240ZM247 200V201H246ZM159 202L158 203H166L165 202V200L164 199H159L158 200ZM212 201V200H211ZM238 203H240V202H242V203H240V204H238ZM233 202V206H234V204L235 203H237V204H235V206H234V208L235 209H233L232 207V204L230 205V203H232ZM258 202H259V204H258ZM212 203V204H211ZM210 204L211 205H213V207L215 206V204H213V202H211ZM247 203H248V205H247ZM256 203V204H255ZM229 205V207H227ZM236 205H238V207H236ZM243 205H245L244 207L245 208H247V207H249V210L251 211V212H253V210H256L257 212H253V213H250V211H248V212H246V211H244V207H242ZM259 205V206H258ZM225 206V207H224ZM232 206V207H231ZM253 206V207H252ZM218 207V209H220ZM231 207V208H230ZM251 207H252V209L253 210H251ZM258 207H260V208H258ZM263 209H262V208ZM228 209V211H227V209ZM217 209V210H218ZM231 209V210H230ZM239 209V210H238ZM248 209V208H247ZM261 209V211H259V210ZM176 212L177 213H180V210H176ZM244 212H245V214L246 215H244ZM261 214H260V213ZM256 213H257V215L259 216V218H258V216L256 215ZM248 214V215H247ZM244 216V217H243ZM246 216V217H245ZM257 216V217H256ZM257 218H258V220H257ZM243 220V221H242ZM173 221V220H172ZM248 221V222H247ZM257 221V222H256ZM255 222V223H254ZM237 224V225H236ZM239 224V225H238ZM243 224V225H242ZM255 224V225H254ZM178 225V224H177ZM188 225V226H187ZM241 225V226H240ZM245 225V226H244ZM233 226V227H232ZM236 226V227H235ZM244 229H243V228ZM211 228V229H210ZM215 228V229H214ZM248 228V229H247ZM236 231H235V230ZM231 230V231H230ZM251 230V231H250ZM235 231V232H234ZM220 232V233H219ZM225 234H224V233ZM245 232L247 233V234H245ZM249 232H253L252 234H250ZM219 233V234H218ZM222 233V234H221ZM231 233V234H230ZM218 234V235H217ZM224 234V235H223ZM238 234H240V235H238ZM242 234V235H241ZM253 234H254V236H253ZM247 235V236H246ZM249 235V236H248ZM244 236V237H243ZM251 236V237H250ZM253 237V238H252ZM257 237V238H256ZM216 239V240H215ZM224 239V240H223ZM256 239V240H255ZM210 240V241H209ZM220 240V241H219ZM260 240V241H259ZM233 241H234V243H233ZM213 242V243H212ZM228 242V243H229ZM213 245V246H212ZM241 245V246H240ZM243 246H244V248H243ZM211 247V248H210ZM242 248V251L240 250ZM207 249H206V251H207ZM245 249V250H244ZM249 251H247V250ZM260 249H261V251H260ZM244 250V251H243ZM251 250V251H250ZM254 250V251H253ZM246 251V252H245ZM253 251V252H252ZM257 251H260L261 253V256H259L258 255V253L259 252H257ZM241 252L243 253V255L245 254V253H247V254H245L244 256L241 254ZM253 254H252V253ZM241 255H240V254ZM255 253L257 254V256H256V258H255ZM237 257H240V258H237ZM258 258V259H257ZM237 259L239 260V261H237ZM256 260V261H255ZM259 260V261H258ZM255 262V263H254ZM218 264H226V263H218Z\"/></svg>",
    "mask_w": 264,
    "mask_h": 264
}]
</instances>
